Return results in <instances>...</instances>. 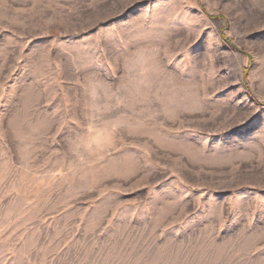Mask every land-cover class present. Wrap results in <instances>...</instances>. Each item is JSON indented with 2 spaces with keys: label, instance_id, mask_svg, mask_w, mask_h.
I'll list each match as a JSON object with an SVG mask.
<instances>
[{
  "label": "rangeland",
  "instance_id": "obj_1",
  "mask_svg": "<svg viewBox=\"0 0 264 264\" xmlns=\"http://www.w3.org/2000/svg\"><path fill=\"white\" fill-rule=\"evenodd\" d=\"M0 264H264V0H0Z\"/></svg>",
  "mask_w": 264,
  "mask_h": 264
}]
</instances>
